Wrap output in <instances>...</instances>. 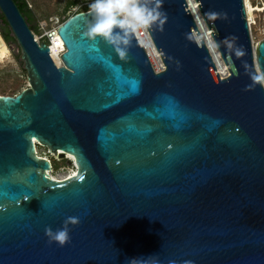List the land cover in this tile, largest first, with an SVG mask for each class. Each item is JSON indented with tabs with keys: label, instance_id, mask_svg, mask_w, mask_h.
<instances>
[{
	"label": "water",
	"instance_id": "95a60500",
	"mask_svg": "<svg viewBox=\"0 0 264 264\" xmlns=\"http://www.w3.org/2000/svg\"><path fill=\"white\" fill-rule=\"evenodd\" d=\"M194 1L202 27L162 0L155 69L136 38L122 59L83 36L88 6L57 27V65L0 0L28 81L0 94V264H264V38L243 0ZM37 145L75 174L52 178ZM68 217L70 240L51 242Z\"/></svg>",
	"mask_w": 264,
	"mask_h": 264
},
{
	"label": "clouds",
	"instance_id": "9594fccd",
	"mask_svg": "<svg viewBox=\"0 0 264 264\" xmlns=\"http://www.w3.org/2000/svg\"><path fill=\"white\" fill-rule=\"evenodd\" d=\"M161 3L162 0H90V20L82 35L90 40L99 37L111 45L119 57L126 58L128 48L138 34L157 23L163 24L165 14ZM253 79L262 78L255 76ZM77 222L78 218L68 217L65 226L56 230L46 228V235L51 242L63 246L70 240L67 224Z\"/></svg>",
	"mask_w": 264,
	"mask_h": 264
},
{
	"label": "rangeland",
	"instance_id": "374dc122",
	"mask_svg": "<svg viewBox=\"0 0 264 264\" xmlns=\"http://www.w3.org/2000/svg\"><path fill=\"white\" fill-rule=\"evenodd\" d=\"M31 8L35 21H45L49 17L56 16L65 19L72 13L83 10L86 6L81 5L83 0H26ZM0 26L3 24L0 21ZM1 28V27H0ZM1 38L2 35L0 34ZM3 39V38H2ZM9 54L0 62V94H14L28 85L26 72L19 58V50L14 42L5 41ZM9 42V45H8ZM152 61V60H151ZM153 62L156 63L155 60ZM37 154L49 158L52 169L49 175L55 179H63L76 171L73 158L66 156L56 158L49 153L44 146L37 145Z\"/></svg>",
	"mask_w": 264,
	"mask_h": 264
},
{
	"label": "built area",
	"instance_id": "2783aa9c",
	"mask_svg": "<svg viewBox=\"0 0 264 264\" xmlns=\"http://www.w3.org/2000/svg\"><path fill=\"white\" fill-rule=\"evenodd\" d=\"M186 9H188L199 27L204 26V22L198 10V2L194 0H185ZM90 0H83L81 5L88 6ZM245 18L248 24L251 42L256 45L264 38V0H243ZM64 19L52 16L47 20L37 21V31L34 32V38L37 41L44 40L49 49V54L55 64H61L60 54L65 50L63 41L57 33V27ZM137 42L145 49L150 60L149 49L154 47L148 30L136 37ZM155 48V47H154ZM156 49V48H155ZM160 53V52H159ZM155 69H160L158 63L151 61ZM45 157V156H43Z\"/></svg>",
	"mask_w": 264,
	"mask_h": 264
},
{
	"label": "bare ground",
	"instance_id": "6f19581e",
	"mask_svg": "<svg viewBox=\"0 0 264 264\" xmlns=\"http://www.w3.org/2000/svg\"><path fill=\"white\" fill-rule=\"evenodd\" d=\"M210 32H211V29H207L205 27H204L203 30H201V34L203 35V38L210 44V46L212 47V49L214 51L215 68H216L217 72L219 73V75L224 76V75H226L228 73V71H227L228 66L226 64H224V62L218 56V53H217L215 47L213 46V40H212V36H211ZM149 53H150L151 59L155 60L158 63V67L159 68H162L163 67V62H162V59H161L159 51H157L153 47V48L149 49ZM8 54H9L8 47H7V45L5 44V42L3 41V39L0 36V62L3 61L5 59V57L8 56ZM69 156L72 158L71 155H69ZM75 172H73L72 174H75Z\"/></svg>",
	"mask_w": 264,
	"mask_h": 264
},
{
	"label": "trees",
	"instance_id": "16d2710c",
	"mask_svg": "<svg viewBox=\"0 0 264 264\" xmlns=\"http://www.w3.org/2000/svg\"><path fill=\"white\" fill-rule=\"evenodd\" d=\"M14 1L16 2L19 10L22 13V15L25 17L30 29L33 32H36L37 31V22L35 21V16H34L32 10L30 9V7L28 6L27 1L26 0H14ZM0 21L3 24V27L1 26V32H2L5 40L15 43L14 38L10 34L8 26L6 25V23L2 19L1 13H0Z\"/></svg>",
	"mask_w": 264,
	"mask_h": 264
},
{
	"label": "flooded vegetation",
	"instance_id": "af4514ba",
	"mask_svg": "<svg viewBox=\"0 0 264 264\" xmlns=\"http://www.w3.org/2000/svg\"><path fill=\"white\" fill-rule=\"evenodd\" d=\"M0 34L2 35V38L5 40V38H4V36H3L2 32H1V28H0ZM5 41H7V40H5Z\"/></svg>",
	"mask_w": 264,
	"mask_h": 264
}]
</instances>
